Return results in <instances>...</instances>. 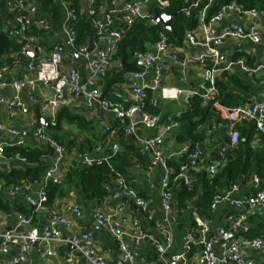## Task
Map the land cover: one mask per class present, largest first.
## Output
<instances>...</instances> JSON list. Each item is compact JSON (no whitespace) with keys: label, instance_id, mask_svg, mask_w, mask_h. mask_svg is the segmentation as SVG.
I'll use <instances>...</instances> for the list:
<instances>
[{"label":"crops","instance_id":"obj_1","mask_svg":"<svg viewBox=\"0 0 264 264\" xmlns=\"http://www.w3.org/2000/svg\"><path fill=\"white\" fill-rule=\"evenodd\" d=\"M57 13L47 12L43 9L41 0H30L31 4L36 6V11L32 18L35 22L43 21V28L35 26L31 29L30 34L35 37L36 48L30 54V61L37 67L43 63L48 57L54 46L65 45L67 41L66 32L64 29V8L66 5H75L78 15L85 19L90 25H95L96 20H103L104 15L112 9V0H94L96 3L95 15H89V6L87 0H51ZM123 0H117L116 6L119 7ZM9 0H0V24L1 31L6 32L9 26V21L12 10L8 7ZM95 6V5H94ZM153 8H149L150 12ZM250 19L244 15H238L233 12L227 13L221 21L215 26L216 32H220L225 26L246 27L250 23ZM260 26H264V14L259 21ZM197 27V26H196ZM195 27V28H196ZM194 28V29H195ZM193 29V30H194ZM190 30V31H193ZM198 32L197 29H195ZM184 32L180 41H169L179 58L188 57L192 62L185 67H180L178 63L171 60L165 61V68L161 80L162 86L180 87L188 92H197L203 81V73L208 61H199L198 57L204 53L201 37L198 45H190L184 40ZM173 36V35H172ZM155 41V36L151 41H144L143 48H152ZM9 44L16 43L8 38L6 47ZM240 45V47L238 46ZM87 47L85 45L79 46ZM5 47V50H6ZM254 47V52L249 53V50ZM74 49V48H73ZM4 50L3 57L0 58V64L9 65L16 52L11 51L6 54ZM77 52V49H74ZM220 61L223 66L229 62H236L243 59L246 65L253 70H258L255 73L243 72L239 67L234 66L231 71H223L216 79L223 85V94L226 96L228 106L234 105H251L264 98V33L261 44L252 46L247 41H237L233 39L225 40L217 48ZM10 59L7 63L5 60ZM121 59V58H120ZM120 59H115L112 68L107 77L99 79L96 86L100 89L103 99L114 100L115 94L120 93L122 100L127 105L134 103V98L130 93V74L133 71V64L127 59L128 68L122 69ZM25 62L19 66L11 68L3 77L6 86L0 88V142L5 143L4 157L0 159V230L15 232H25L30 227H36L40 232L47 224V212H38L30 208L25 202V197L31 195L35 197L44 171L52 164V153L48 146L31 136L24 138L21 146L15 145L17 138L11 137L8 130H29L36 127V111L45 118L50 124H54L55 119L51 117L50 109L45 104L53 94L51 86H42L36 84L34 92L31 94L32 100L28 99L27 90H22L19 93L21 102L28 106V112L24 115L18 114L14 118H10L7 112V101L11 100L14 92L9 86L14 80H19L23 73ZM62 69H76L79 72V67L75 65V59L69 51L68 46L64 54ZM86 74V69H85ZM34 76V72L31 73ZM150 76L143 79L147 84ZM157 101L154 117L160 125H166L171 121L178 123V127L173 129L168 134L161 145L162 153L168 161L178 160V152L184 144L180 142L178 136L184 131L185 123L180 122V117L187 111V108L182 100L165 101L160 99L159 94H154ZM224 106V107H228ZM64 111L67 117H61L60 130L49 131L46 133L59 140L68 149L65 162L56 171V176L61 180L55 193H53L48 209H56L60 214L66 216L70 222L69 227L61 226L60 233L62 236L92 232V214L97 210L109 211L117 204V201L106 197L102 202H87L84 195L79 189L73 186V183L67 181V173L70 170L80 168L76 161L77 154L88 153L94 157L93 149L97 145L106 146L108 142L113 140L121 147L122 152L129 145L138 147V140L149 137L153 132L143 129L141 126L136 127V132L133 135L124 134L117 126L113 118V113L101 109L99 106L88 109L84 97L66 96L65 103L61 105L54 114L56 115ZM52 120L54 121L52 123ZM226 121L223 114L220 113L219 122L215 123L212 120L209 125L206 124L199 128L205 130L203 140L199 142L198 149L202 147V156L191 166L189 170L190 185L186 186L181 179L172 178V207L168 214H164L159 205V173L150 174L147 172V164H143L137 157L129 155V165L126 168L128 175L127 184L136 190V192L147 199L149 209L151 211V220L139 211L128 206V202L119 203L125 205L124 214L128 220H136L144 231H146L153 241L147 240L138 249V259L135 264H160L162 261H169L171 256L181 254L183 252L182 237L187 232L196 230L197 217L202 222L206 223L210 229V233L218 227H224L230 231L229 225L226 223L228 216H237L245 212L244 208L235 209L227 204H220L214 209L208 207L205 216L199 217L197 209L203 198V190L198 184L199 178L205 175L207 178H216L219 176L220 187L216 188V192L229 189L231 185H238V192L234 195L236 200H243L246 197L254 194L256 190L264 187V135L260 134L255 127L254 122L246 121L236 125L239 132V140L235 147L229 151V156L226 157V162L221 163L217 168V173L214 176L207 174V167L214 161H220L217 146L226 144L228 134L226 132ZM215 127L213 138L208 137V130ZM109 127L110 130L106 131ZM201 134V133H200ZM202 136V134H201ZM104 155V154H102ZM242 155V162L238 169L228 173H223L229 169V164ZM147 163L149 157H145ZM262 160V162L260 161ZM173 173V170H171ZM257 180V184L254 183ZM73 180H75L73 178ZM195 184L197 190L194 196L189 197L183 203L178 205V196L183 188L192 189ZM29 188L24 190V187ZM52 186V185H51ZM14 187H20L21 190L16 194H11ZM125 200V199H124ZM73 205H78L82 211V217L74 218L70 212ZM22 214L30 218L29 227H19L17 215ZM165 219L167 221H165ZM112 226L116 233L129 235L132 232V226L128 223H123L120 218L112 221ZM163 227L169 229L172 235L171 246L168 251L160 255L158 245L163 243L159 236V230ZM242 232L236 234L228 241H244L261 238L264 241V210L256 211L248 217L242 225ZM227 231V232H228ZM95 243L101 249L103 256L108 264H114L118 256V243L115 238L108 232L93 233ZM125 239V238H124ZM43 249H53L56 256L41 258L39 252ZM65 253H70L71 258L67 261L64 258ZM198 248L193 247L189 256L196 258ZM213 253L216 257L217 264H232L228 260H220L224 256V249L221 244L213 246ZM19 254L18 247L9 248L6 254L0 251V264H5L13 257ZM242 256L251 264H264V254L251 250L244 249ZM24 264H86L85 261L74 251H71L68 246L55 244L48 246L40 243L36 247H32L27 255Z\"/></svg>","mask_w":264,"mask_h":264},{"label":"built area","instance_id":"obj_2","mask_svg":"<svg viewBox=\"0 0 264 264\" xmlns=\"http://www.w3.org/2000/svg\"><path fill=\"white\" fill-rule=\"evenodd\" d=\"M218 0H194L190 6V11L195 10V18L197 27L193 31H187L184 40L190 45H198L201 37V44L204 47V53L198 57L199 61H208L209 65L203 73V81L197 92H188L180 87L162 86L161 80L164 72V64L166 60L178 63L180 67H185L192 60L188 57L179 58L173 52V47L169 41L168 35L164 31L156 33L155 41L152 48H143L135 51L132 55L133 71L130 74L132 82L130 93L134 98V103L126 105L122 100L120 93L115 94L114 100L103 99L100 89L96 86L99 79H103L110 72L115 60L118 48L126 33L137 22L155 25L154 14H151L149 8H156L160 11L164 10L168 3L166 0H123L119 7L116 6L117 0H112V9L103 17V20H96L95 25L98 26V32L94 40V50L87 53L86 46L77 49V54L85 61L86 76L82 79L80 73L76 69L64 70L61 67L66 47L74 48L76 43V32L73 24L77 19V9L71 5L64 8V29L67 36L66 44L56 45L49 54V57L40 65H35L30 61V54L36 48L35 37L30 34L35 24L41 28L44 26L43 21L35 22L32 18L36 11V6L31 4L30 0H11L8 7L14 15L9 21L6 35L13 40L18 46L12 62L9 65L0 67V88L6 86L4 75L13 67L19 66L25 62L23 66L21 78L14 80L9 84L14 92L11 100L7 101V112L10 118H14L18 114H26L28 106L21 102L19 93L27 90L29 100H32L31 94L34 92L36 84L42 86H51L53 94L45 104L50 109L51 117L54 120L55 110L65 103L66 96L84 97L88 109L99 106L101 109L108 110L113 113V118L118 128L126 135H133L136 127L139 125L143 129L153 132L145 139H139L138 147L142 154L149 157L147 172L150 174L159 173V205L162 212L166 215L171 211L172 207V178L171 169L167 166V159L164 157L161 149L164 138L170 132L178 127V123L171 121L166 125H160L158 120L145 111L143 101L147 98V93L151 95L150 104L156 107L157 101L154 94L158 93L160 99L165 101L182 100L187 108H190L192 97L198 95L200 106L206 107L210 103L212 106L223 114L226 121V132L228 134V143L217 146L220 161L212 162L206 169L209 176L217 173V168L221 163L226 162V153L235 147L239 140V132L236 125L246 121L254 122L256 130L264 135V98L251 105H234L230 107L222 106L217 100L218 91L215 83L217 77L223 71H231L234 66L239 67L243 72L255 73L248 67L243 59L236 62H229L225 66L221 64L218 53V46L225 40L233 39L237 41H247L252 46L261 44L263 41V31L259 24L262 13L255 9L244 10L235 3H228L221 6L218 11L208 16V9ZM89 6V15L94 16L95 1L87 0ZM189 11V12H190ZM229 12L249 17L250 23L246 27L225 26L219 33L216 32V25ZM240 47V45H238ZM254 52V47L249 53ZM34 72V76L31 73ZM147 76L150 80L147 84L143 82ZM264 81V76H263ZM0 103H3L0 100ZM138 118V121L136 119ZM52 120V123L54 122ZM1 130V126H0ZM110 128L107 127L106 131ZM215 127L212 125L208 130V134L213 133ZM11 137L17 138L15 145L21 146L24 138L31 136L34 139L45 143L52 153V164L44 171L40 187L35 195H27L25 202L34 211L47 212V224L40 232L36 227H30L25 232L1 231L0 230V251L6 254L11 247H18L19 254L13 257L5 264H24L27 255L34 244L43 243L45 245L62 244L64 246H72L86 264H108L99 246L95 243L93 233L108 232L118 243V256L114 264H135L138 259L137 249L147 240L153 241L151 236L143 230L141 225L134 219L128 220L124 214L125 205L119 203L121 199L128 202V206L139 210L147 220H151V211L147 199L140 196L135 189L130 187L127 182L119 175L107 185V190H111L110 198L117 201L113 209L109 211L95 210L92 214V232H84L62 236L60 227H69L70 222L66 216L60 214L56 209H48V187L58 186L61 180L56 176V171L65 162L68 149L56 138L49 136L44 128H34L29 130H8ZM7 145L0 142V159L4 157ZM122 149L117 142L111 140L106 146L97 145L93 149V156L88 153H80L76 156V161L80 167H91L99 165L103 162L107 163L109 159ZM104 154V155H102ZM178 157L188 156V162L180 166L175 179H181L186 186L190 185L189 170L196 161L202 156V151L198 148L190 150L189 144H184L178 152ZM257 184V180H253ZM29 186L24 187V190ZM21 190L20 187H14L11 194H16ZM237 184L231 185L229 189L216 193L210 204V208L214 209L220 204H227L235 209L244 208L245 212L237 216H228L226 223L231 230L238 229L246 222L248 217L256 211L264 210V187L256 190V192L243 200H236L234 195L238 192ZM74 218L82 217V211L78 205L70 208ZM120 218L123 223H130L132 232L129 235L118 234L115 232L112 221ZM17 220L19 227H29L30 218L18 214ZM196 220V230L187 232L182 237L183 252L178 255L171 256L169 261H162L160 264H217L216 257L213 253V246L221 244L224 249V256L220 260H228L232 264H251L242 256L244 249H251L264 254V241L261 238L244 241H223V237L228 229L218 227L210 233V229L206 223ZM165 221H167L165 219ZM159 236L163 240L158 245L160 255L169 250L172 242V235L168 228L163 227L159 230ZM125 238V239H124ZM193 247L198 248L195 259L189 256ZM41 258L54 257L56 252L53 249H43L39 252ZM64 258L67 261L71 258L70 253H65Z\"/></svg>","mask_w":264,"mask_h":264},{"label":"trees","instance_id":"obj_3","mask_svg":"<svg viewBox=\"0 0 264 264\" xmlns=\"http://www.w3.org/2000/svg\"><path fill=\"white\" fill-rule=\"evenodd\" d=\"M11 1V0H9ZM43 4V9L47 12L57 13V9L54 7V4L51 0H41ZM168 6L160 11L159 9L153 8L151 10V14H154L155 11L164 12L167 14L172 13L176 9L182 7L188 0H166ZM235 3L241 6L244 10H252L255 9L258 12L264 14V0H218L213 6L208 9V16L215 14L218 9L226 5L228 3ZM72 7L76 8L75 5H71ZM96 7V3L95 6ZM77 9V8H76ZM14 13L12 12L10 17H12ZM195 10H191L189 14H179L174 19L171 20L170 25L174 29V36L168 33L166 30L163 29L160 25H149L145 24L144 22H137L132 26V28L126 33L125 37L123 38L122 42L119 45L118 52L116 54L115 59H120L122 56L121 46L124 43H127L131 40L133 34L138 32L136 38V49L130 50L131 54L135 51L143 49V42L144 41H151L153 40L156 33L159 31H164L171 41L177 42L180 41L185 31L193 30L197 26L196 18H195ZM73 29L76 32V43L74 47L78 49L79 46L85 45L88 40V35L91 31V25L88 24L84 18L81 16H77L76 21L73 24ZM0 32H1V24H0ZM263 33H264V26H263ZM150 34H153V37H149ZM19 46L9 44L6 47L5 53L11 51L17 52ZM127 51V55H128ZM10 59H6L5 62H9ZM2 64H0V67ZM109 74V73H108ZM216 89L218 91V96L216 100L222 106H228L226 101V96H224L223 92V85H221L220 81H216L215 83ZM151 95L148 92L147 98L143 101V105L145 111H147L151 116L154 117L156 107L151 106L150 104ZM126 104V103H125ZM127 105V104H126ZM230 107V106H228ZM220 113L217 111L212 104L210 103L206 107L200 106V99L199 96L196 95L192 97L190 102V108L187 110L181 117L180 122L185 123L184 131L178 136V140L180 142L188 143L190 150H194L198 148V144L200 142L201 134L199 128L208 124L214 120L215 123L219 122ZM214 134L208 135V137L213 138ZM229 138L226 140L228 143ZM233 149V148H232ZM230 149L229 151H231ZM229 151L226 153L225 158L229 156ZM6 152V151H5ZM218 152V150H217ZM129 155L137 157L140 162L144 165L149 164L146 160V155L142 154L139 147H134L129 145L125 148V151L122 153H118L115 156L111 157L107 163L103 162L99 165H93L91 167H80L74 170H70L67 173V181L73 183V186L76 189H79L81 193L84 195L87 202H95L100 203L106 197H110L111 190H107V185L111 183V181L116 177V175L121 176L125 181L128 179V175L126 174V168L130 164L129 163ZM219 156V155H218ZM220 158V157H219ZM242 155L238 156L236 160L229 164V169L224 170L223 173H230L233 170H237L242 162ZM262 162V160H260ZM188 162V156L184 155L178 160L175 161H167V166L173 170V174L171 178L177 176L180 166L186 164ZM146 166V167H147ZM73 178L75 180H73ZM127 182V181H126ZM198 184L201 185L203 190V198L199 207L197 209V214L199 217L205 216L208 207H210L211 200L213 196L216 194V188L220 187L219 176L216 178H207L205 175H202L199 178ZM188 190L187 188H183L178 196V205H183L184 201L189 197L195 195L197 190V185ZM58 186H49L48 187V202L55 193Z\"/></svg>","mask_w":264,"mask_h":264},{"label":"water","instance_id":"obj_4","mask_svg":"<svg viewBox=\"0 0 264 264\" xmlns=\"http://www.w3.org/2000/svg\"><path fill=\"white\" fill-rule=\"evenodd\" d=\"M194 0H188L182 7L176 9L175 11H173L170 14L164 13V12H158L155 11L154 12V23L155 25H160L163 27L164 30H166L168 33H170L171 35L174 36L175 32L174 29L171 27L170 22L172 19H174L177 15L179 14H189L190 11V6L193 4ZM98 32V26L97 25H91V31L88 35V40H87V49L86 52L87 53H91L94 50V40L95 37L97 35ZM138 32H136L135 34H133V36L131 37V40L127 43H124L121 46V52H122V56H121V65H122V69H126L128 68V65L126 63L127 61V51L128 50H134L136 49L137 45H136V38H137ZM8 42V37L6 35V32L1 31L0 32V58L3 57L4 55V50L6 47V44ZM203 42V41H201ZM69 51L72 53L74 59H75V65L79 67V73L82 77V79H85V61L83 60V58L81 56H79L75 50L71 47L68 46ZM61 117H67V115L65 114L64 111H60L55 118V122L54 124H50L45 118L41 117L38 112L36 111V116H35V120H36V127H43L49 131H57L60 130V119ZM136 121H138V118L136 119ZM205 130L202 129L200 131V133L202 134L200 140L202 141L204 138L203 134H204ZM199 150H202V147L199 148ZM122 202H125L124 199H122ZM242 232V228H238L235 230H230L228 231L225 236L223 237V241H227L228 239L232 238L233 236H235L236 234ZM37 244H34L33 247H36ZM69 249L71 251H74L72 246H68Z\"/></svg>","mask_w":264,"mask_h":264},{"label":"rangeland","instance_id":"obj_5","mask_svg":"<svg viewBox=\"0 0 264 264\" xmlns=\"http://www.w3.org/2000/svg\"><path fill=\"white\" fill-rule=\"evenodd\" d=\"M149 37H153V34L151 35L150 34V36ZM129 52H128V55H127V59L132 63V54H131V52H130V50H128ZM107 76H108V74H107ZM106 76V77H107Z\"/></svg>","mask_w":264,"mask_h":264}]
</instances>
